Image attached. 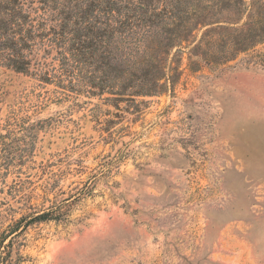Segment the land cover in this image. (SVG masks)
<instances>
[{"label": "rangeland", "instance_id": "1", "mask_svg": "<svg viewBox=\"0 0 264 264\" xmlns=\"http://www.w3.org/2000/svg\"><path fill=\"white\" fill-rule=\"evenodd\" d=\"M263 47L214 60L183 44L159 93L121 102L75 85L89 70L45 82L0 62V235L64 212L28 224L12 258L264 264Z\"/></svg>", "mask_w": 264, "mask_h": 264}, {"label": "trees", "instance_id": "2", "mask_svg": "<svg viewBox=\"0 0 264 264\" xmlns=\"http://www.w3.org/2000/svg\"><path fill=\"white\" fill-rule=\"evenodd\" d=\"M191 43L214 60L264 44V0H0L3 65L45 82L89 70L75 85L113 101L159 93L178 70L172 50ZM254 56L264 66V47ZM63 215L52 207L15 221L0 235V264L22 261L11 253L28 224Z\"/></svg>", "mask_w": 264, "mask_h": 264}]
</instances>
